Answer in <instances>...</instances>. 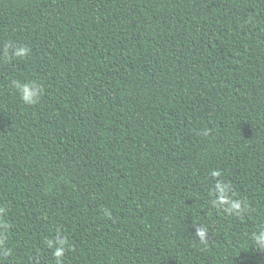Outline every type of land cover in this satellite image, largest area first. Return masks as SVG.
<instances>
[{
  "label": "trees",
  "instance_id": "obj_1",
  "mask_svg": "<svg viewBox=\"0 0 264 264\" xmlns=\"http://www.w3.org/2000/svg\"><path fill=\"white\" fill-rule=\"evenodd\" d=\"M0 209V264H264V0H0Z\"/></svg>",
  "mask_w": 264,
  "mask_h": 264
},
{
  "label": "clouds",
  "instance_id": "obj_2",
  "mask_svg": "<svg viewBox=\"0 0 264 264\" xmlns=\"http://www.w3.org/2000/svg\"><path fill=\"white\" fill-rule=\"evenodd\" d=\"M15 54L16 56H22V55H25L27 54V49L26 48H22V47H17L16 50H15ZM35 87V84H23L21 85L20 87V93H21V98L24 102L26 103H29V104H35L37 101H38V97H36L34 95V92H33V89ZM214 177H218L220 175V173L218 171H213L211 173ZM218 185H219V181H218ZM218 203L220 202L219 201V198H218ZM232 206L233 208L237 207V202H232ZM230 211L232 210L231 208L229 209ZM0 212H3V209H0ZM3 222L0 221V225H2ZM198 234L203 236L204 234V229H201L198 231ZM2 235V234H0ZM61 243V246L60 247H57L55 252H54V255L59 258V257H62L63 256V252H64V249L62 247V242ZM3 244V241L0 240V246H2ZM257 245L259 248L261 249H264V234H262L260 237L257 238ZM57 264H60L59 262V259L57 260Z\"/></svg>",
  "mask_w": 264,
  "mask_h": 264
}]
</instances>
